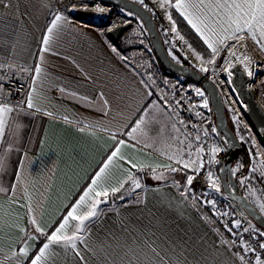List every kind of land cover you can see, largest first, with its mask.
I'll use <instances>...</instances> for the list:
<instances>
[{
  "label": "crops",
  "instance_id": "obj_1",
  "mask_svg": "<svg viewBox=\"0 0 264 264\" xmlns=\"http://www.w3.org/2000/svg\"><path fill=\"white\" fill-rule=\"evenodd\" d=\"M6 4L8 7H5ZM168 11L173 20L179 19L196 41L207 49L174 8ZM55 14L64 15L68 20L53 31L48 50L42 52L43 37L48 35L47 28L51 26ZM251 42L264 57L260 45ZM113 47L117 49L101 27L82 23L67 11L53 13L51 0H0V64L14 65L11 70L5 67L0 71L5 74L17 71L32 79L29 73L19 71L18 66L34 70L39 63L46 74V99L42 112L36 115L10 114L3 137L2 147H13L2 174L4 187H10L17 166L21 160L24 162V182L17 186L13 198L15 203H9L8 196L0 194V202L4 204L0 246L9 255L25 246L20 239L22 233L11 225L18 223L29 227L32 216L27 210L29 203L40 226L50 233L66 214L68 209L65 205L70 206L79 197L80 190L87 185L119 140L125 141L121 154L137 167L167 164V155L176 152L177 149L167 142L159 147L162 142L156 135L158 128L151 132L149 127L142 126L143 132L138 130L133 134L136 139L128 137L127 133L141 114L140 110L153 100L152 96L145 95L142 78L128 58L119 49L113 52ZM41 56L43 61L40 60ZM121 56L127 59L122 60ZM61 88L65 92H61ZM69 93L76 95L73 97ZM155 108H149L150 116L158 113ZM44 111L52 115H45ZM162 116L159 119L155 116L157 126ZM80 121L91 122L96 127L81 131L83 125ZM17 123L22 127L17 129ZM113 133L116 134L115 141L112 139ZM145 144L148 146L145 147ZM184 157L187 159L186 155ZM116 165L111 169L114 180L125 178L127 172L121 169H128L142 178V187L133 191V201L105 208L108 211L91 226L85 244L78 245L87 264H102L105 253L120 264L122 250L105 245L109 231L115 230L120 235L117 229L120 221H124L133 234H138L139 230L150 236V232L146 231L148 229L157 235L163 233L175 246L174 252L169 246L168 254L174 256L183 250L189 264H197V261L199 264H240L232 255L233 251H229L194 210L190 201L192 187L186 197L180 195L186 179L180 178L179 172H166L167 179L156 180L147 168L137 171L119 160ZM176 181L182 187H176ZM124 238L121 236V240ZM44 242V237H40L39 242L27 241L30 255ZM85 245L96 255L93 256ZM2 258L3 254L0 253ZM14 260L9 264H14ZM84 261L71 249L67 252L58 249L54 264H84Z\"/></svg>",
  "mask_w": 264,
  "mask_h": 264
},
{
  "label": "snow or ice",
  "instance_id": "obj_2",
  "mask_svg": "<svg viewBox=\"0 0 264 264\" xmlns=\"http://www.w3.org/2000/svg\"><path fill=\"white\" fill-rule=\"evenodd\" d=\"M136 3L142 5L147 11H152L144 0H135ZM154 3L157 0H153ZM159 7L164 10L165 17L171 24L170 31L176 34L180 40H184L178 32L176 21L173 20L172 14L168 9H175L176 12L187 22V24L195 31L199 36L203 44L207 46L210 50L208 58H204L199 53L193 50L195 58L201 62V67L199 71L208 72L209 68L207 65H215L217 58L221 56V53H225L224 59L222 61L223 66H226V71L229 79L232 77L233 73L231 71L233 67V58L236 60L240 59L237 52L241 48H247V42L249 40L260 45V50L264 52V0H158ZM5 7H8L6 4ZM91 8L92 11L96 13H106L108 9L106 7L100 6L99 4L87 5V4H72L69 6V11H76L79 9L88 10ZM128 15H133L129 12ZM68 18L61 14H55L54 19L51 21V26L47 28L48 35L43 37L44 47L41 51H47L48 45L50 43V36L54 30L61 27L62 23H66ZM128 21H125V24ZM119 25L112 24L109 25L108 31H114ZM166 34L168 30H165ZM175 47V46H174ZM191 49V45H188ZM113 52H117L115 47L112 48ZM172 55V59L180 63L177 56H175L171 51L169 53ZM122 60L127 59L121 56ZM245 59L250 60V58L245 57ZM43 61V56L40 57ZM7 67L11 70L14 65L9 63L6 66L0 64V69ZM18 70L22 72L29 73L32 76L31 83L28 86V91L26 96L22 99H17L13 102L10 97L11 93L4 92V84L10 83L13 80V76L8 74L0 75V194L8 196L9 203H15L13 199L17 190V186L24 182L22 172L24 167L23 160L20 161L17 166V171L15 179L11 182L10 187L3 186L2 174L7 168L9 153L13 150L11 145L3 146V137L5 135V128L9 123L10 114L16 113L19 116L21 113L24 115H36L42 112L43 103L46 99V92L44 89V77L45 72L41 64H36L34 70H30L27 67L18 66ZM244 70L248 72L251 76L252 72L245 65ZM34 71V74H32ZM213 71L215 69L213 68ZM148 80L155 81L153 77L149 74ZM223 83V81H222ZM141 84L145 89V95L151 97L153 91L151 86L147 81L141 80ZM20 91V88H17ZM61 92H65L64 88L60 89ZM163 92V90H161ZM197 95L203 97L204 93L200 89L195 90ZM70 96L75 97V93H69ZM103 94L101 93V98ZM81 100H87L86 97H80ZM157 101H149L143 109L140 110L141 114L138 116L134 122V126L127 133L130 139H136L133 135L137 133L138 130L143 132L142 126L148 128L149 125L155 120V114L149 115V108L159 107L167 115L172 116L174 113V108L172 104L169 103L165 95H161ZM107 104V101H104ZM177 106L181 105V100H175ZM204 108L208 107L207 99H204L202 105ZM45 115L51 116V112L44 111ZM107 115V112H105ZM66 119V118H65ZM235 120V117H234ZM83 125L81 131L84 130H94L95 125L91 122L80 121ZM180 124H184V121L180 120ZM17 129L22 127L21 124H16ZM187 127V125H185ZM172 128L176 132H181L180 128L176 127L173 123ZM150 130V129H149ZM213 132L216 131L215 128L212 129ZM147 135V133H144ZM204 135L207 136L208 132L205 131ZM191 133L184 134V139H179L178 137H173V140H178L180 145L177 152H173L167 155V164H156V165H141L137 167L135 163L131 160H127L121 154V146L125 144L123 139L115 143L111 152L107 155L105 161L102 165L95 171V173L90 177L87 185L80 190L79 197L69 206L65 205L68 209L66 214L63 215L62 219L53 230L49 233L38 223L36 216L34 214V209L29 203L28 212L32 213L31 219L29 221V227H24L20 224L11 225L15 227L20 233H22L20 239L25 242V246L20 247L18 252H5L3 247L0 246V253L3 254V258L0 259V264H9L16 257H22V259H15L14 264H54L55 256L57 255L58 249H63L67 252L71 249L81 261H84V256L79 250V244H85L86 236L90 233V228L93 224L98 223L100 218L108 211V209L100 207L102 204H109V201L113 202L116 199L123 200L124 193H130L135 189H140L142 187L141 177L135 175L128 169H121L127 172V176L120 180H114V174L111 171L113 167H117L116 161H124L130 164L132 168H136L137 171H143L145 168L150 170L153 179L165 180L167 179L165 173H177L188 169L190 172L199 174V172L205 167V145L201 142L200 135H195L194 142L190 138ZM112 139L115 141L116 134H112ZM245 138L241 135V140ZM187 141V142H186ZM139 143V140H137ZM228 143L227 141L224 142ZM148 145L145 144V147ZM255 147V145L253 146ZM187 150V159L184 158V151ZM221 147H210L208 148L207 163L211 165L213 161L219 163L215 159L216 154L223 151ZM264 155V152L253 151L252 148L249 149V156L251 161V167L249 169V174L240 178L239 183L243 187H247V190L251 194H255V189L252 185V181L256 178L253 174L258 173L259 178L264 180V160H260V156ZM195 157V159H193ZM259 161V163H257ZM244 166L242 163H238L237 167L234 169H228L233 177L236 176L237 171L242 169ZM158 169L160 171L158 172ZM223 171V169L221 170ZM213 172L209 168L206 173V180L208 181V188L214 189L216 192H220V185L218 179H213ZM194 175H186V184L183 186V190L180 192L181 196H187L191 190V185L194 180ZM125 185H130L129 188H125ZM175 186L182 187L179 181L175 182ZM120 194V195H118ZM205 195H207L205 193ZM264 195V194H262ZM195 200V196H193ZM205 205H211L213 209L216 208V201L214 200H204ZM259 211L264 215V203L257 204ZM4 204L0 202V231L3 228ZM213 215L227 216L228 213H220L218 210L213 212ZM51 228L52 225H49ZM225 229L232 236V239L223 238L222 243L227 245L229 251L233 248L238 249L232 252V255L240 261V264H248L246 261V256L253 254L255 257V264H264V260L261 256L255 255L258 250H264V240H259L258 237H264V231H258L256 229H251L252 240H257V243L253 245L249 241H245L243 233H249L250 228L244 227L241 231H234V229H241V221L234 220L231 227L225 222ZM117 229L120 235H117L115 230L109 231L107 233V238L105 245L108 248H117L122 250V255L119 257L120 264H189V258L185 255V252H181L177 255L170 256L169 246H171L172 251H175V246L172 241L168 239L166 235L161 233L157 235L155 231L151 229L146 230L150 232V236L145 232H140L137 230L138 234H133L129 230L128 226L124 221H120L117 224ZM219 234V229H216ZM38 234V235H37ZM121 236H125L121 240ZM40 237H44L45 242L39 247L38 250L34 249L33 252L29 253V248L27 246V241L39 242ZM131 241V242H129ZM114 242V243H113ZM103 249V245L101 246ZM87 249V245H85ZM92 252L95 256V251L92 249H87ZM84 264H87L84 261ZM102 264H116V260L111 258L109 254L105 253L104 261ZM199 264V261H197Z\"/></svg>",
  "mask_w": 264,
  "mask_h": 264
},
{
  "label": "rangeland",
  "instance_id": "obj_3",
  "mask_svg": "<svg viewBox=\"0 0 264 264\" xmlns=\"http://www.w3.org/2000/svg\"><path fill=\"white\" fill-rule=\"evenodd\" d=\"M144 2H148L152 7L151 8L150 6H148L152 9V11H150L152 17L156 18L160 37L162 39V43L169 57L172 59V55L169 54L171 51L175 56H177L180 63H185L187 66H190L194 68L195 70H197L199 73L207 76L209 80H211L217 86L220 94L222 95L228 125L230 129L232 130V132L235 134L238 141L240 142L241 150L244 148L243 152H241V150L239 149L238 156L233 161V164L231 166V169L236 168L238 163H242L244 166L242 169L237 171L234 179L242 195L259 211L257 204L264 203V195H262L264 194V180L259 178L258 173L253 174L256 177L252 181V185H251L255 189L254 195L249 193V191L247 190V187L241 186L239 183V180L241 177L249 174V169L251 167L249 149L252 148L253 151L264 152V145L260 143L252 127L248 124L247 119L244 114L245 108L239 102L235 94V91L233 90L230 84V79L227 75L226 66H223L222 64L225 53H221V56L217 58L215 65H207V67L209 68L208 72L205 73V72L199 71V68L201 67V62L195 58V55L193 54V50H195L196 53H199L200 55H202L205 59L208 58V55L210 54V50L206 49L205 47L201 46L199 43H196V42L195 44L193 43L194 45L193 44L191 45L185 39L180 40L176 34L172 33L170 31L171 24L165 17L164 10H162L159 7L158 0L156 3H154L153 0H144ZM51 3H52V0H51ZM82 4L95 5L94 3H89V2H84ZM96 4H99L100 6H103L109 9V16L107 20H105V22H97L98 20H95L94 18L87 19L82 16L81 17L83 19H86L87 21L92 20L93 22H96V23L106 24L105 26L101 27L105 33H107L109 25H112V24L125 25V21H128V23L126 24H129V28L120 35V37L115 41V44L117 46V49H119L128 58V61L137 70L141 78L147 81L148 84L151 86V89L153 91V95H152L153 101L162 103V101L159 100V97L161 95H163L164 93H167L170 95L173 93L174 90H176L177 87H182L186 85V83L183 80L184 78L178 77L176 75L175 76L169 75L168 74L169 72L163 69V67L160 65L152 49V46L150 44L146 30L143 24L141 23V21L136 16L134 15L130 16L128 15L129 12L122 10L120 8H117L110 4L102 3L99 1H97ZM89 9L91 10V8ZM66 10L68 13H70V15L73 18H75L74 13H72L68 9ZM66 10H63V11H66ZM79 17L80 16H78V18ZM165 30H168L167 34ZM188 45H191V49H189ZM246 49L250 53L252 51L255 57L251 53L252 57H250V60L245 59V57L247 56L244 55L242 51V50H245V48H241L237 52V55L240 56V59L236 60L235 58H233L232 62H235L234 64H240L243 69L245 65H247L248 69L252 72V75L249 76L248 72L244 70L249 78L248 87L252 90L256 101L259 103V105L264 110V57L257 50V48L254 46V44L251 41L247 42ZM213 68L215 69V71H213ZM149 74L153 77L155 81L154 84L152 83V81L148 80ZM159 89L160 91L163 90V92L162 91L159 92ZM156 90H158V92H156ZM155 109H157L158 111V113L155 114L157 119H159V116L161 115L163 116L159 120V126H157L156 121L154 120L149 125V128L152 130L151 132H154V130L158 128L159 132H156V135L159 136L158 140L162 142L161 144H159V147L163 143L167 142V143H170V145L174 146L175 147L174 149H177L176 150L177 152L180 145L178 143V140H173V137L184 139V134H187V133H191L190 138L194 142L195 135H197V133H195L194 131H190V130L182 131L181 130V132L178 133L172 128L173 123H175L176 127L179 128L178 121H177L178 116L176 115V113H173L170 118V116L167 115L164 111H162L159 107H156ZM234 117H235V120H234ZM206 126L209 129V131L213 132L212 129L215 128V121H214V115L212 111H211V115L208 118H206ZM214 133L216 134V131ZM241 135H243L245 138L243 141L241 140ZM148 144L152 145L151 142H148ZM254 145L255 147H253ZM215 147L223 148L218 138H217ZM184 155L187 156L186 149L184 151ZM225 156L226 154L224 150L217 153L215 159L218 160L219 163H216L215 161H213V163L210 165V169L214 174L213 179H218L220 190L222 189L221 183H220V169H221V165L224 161ZM193 159H195V157H193ZM259 159L264 160V155L260 156ZM257 163H259V161H257ZM179 173H180V178L183 177L186 179L187 174L193 175L194 172H190L188 169H184L183 171H180ZM197 184H198V181H196V179L194 178L193 183L191 185L192 189H195ZM125 188H129V187H125ZM204 188H206V190L209 193H216L214 189L208 188V181H206ZM132 198H134L133 191H131L130 193H124L123 200L133 201ZM118 200L119 199H116L115 202L110 200L109 204H102L100 207L110 209L111 208L110 206H112V208H114L122 202V200H119V201Z\"/></svg>",
  "mask_w": 264,
  "mask_h": 264
},
{
  "label": "water",
  "instance_id": "obj_4",
  "mask_svg": "<svg viewBox=\"0 0 264 264\" xmlns=\"http://www.w3.org/2000/svg\"><path fill=\"white\" fill-rule=\"evenodd\" d=\"M113 5L117 8L133 13L143 24L148 35L152 49L160 65L168 72L200 85L206 92L211 110L214 115L216 136L221 142L226 154L220 169V183L224 193L233 200L237 206L260 228L264 229V215H262L241 193L232 174L228 171L236 159L241 147L240 142L230 129L225 114L222 95L217 86L209 78L194 68L177 63L167 54L152 15L134 0H94ZM78 21L93 26L102 27L106 24L76 18ZM129 28V24L119 25L114 31L107 33L109 39L115 43L120 35ZM233 75L230 84L235 91L239 102L245 108V117L252 127L258 140L264 145V110L256 101L252 90L248 87L249 78L240 64L233 65ZM227 141L228 143H224ZM223 169V171H221Z\"/></svg>",
  "mask_w": 264,
  "mask_h": 264
},
{
  "label": "built area",
  "instance_id": "obj_5",
  "mask_svg": "<svg viewBox=\"0 0 264 264\" xmlns=\"http://www.w3.org/2000/svg\"><path fill=\"white\" fill-rule=\"evenodd\" d=\"M94 3L97 1L94 0H52V8L53 13H58L63 10L69 9V6L76 3ZM108 9V8H107ZM67 11V10H66ZM88 10L79 9L76 11H71L74 13V17L79 19H83V13ZM94 12V11H92ZM95 13V12H94ZM109 16V9L106 13H95V20L97 22H105ZM86 20V19H85ZM89 21V20H88ZM92 21V20H90ZM5 74L0 71V75ZM8 75L13 76V80L10 83L4 84V92L11 93L10 99L15 102L17 99H22L26 96L28 91V86L31 83L30 76L22 75L17 71H12L7 73ZM17 88H20V91H17ZM200 89L204 93V96L201 97L197 95L196 89ZM158 92V90H156ZM159 92L160 89H159ZM167 100L170 104H172L174 108V113L178 116V126L182 131H194L201 137V142L205 145V167L202 169L199 174L193 173L198 184L195 189H193L191 193V203L194 207V210L197 214L205 221V223L213 230L217 238L222 242L223 238L232 239V236L224 227L225 222L231 227L232 222L234 220L241 221V229H234V231H241L244 227H249V233H243V237L245 241L251 242L253 245L257 243V240H252V232L251 229H256L258 231H264V229L258 227L238 206L237 204L231 200L221 189L220 192L209 193L204 185L206 184V173L210 168V165L207 163L208 156V148L215 146L217 142V137L214 132L209 131L206 126V118L211 115V106L206 95V92L200 85L196 84H187L182 87H177L176 90L173 91L172 94L164 93ZM207 99L208 107L204 108L202 105L204 103V99ZM2 99V97H0ZM181 100V105L177 106L175 104V100ZM184 121V124H180L179 121ZM187 125V127H185ZM207 131L208 135L205 136L204 132ZM205 193L207 195H205ZM193 196H195V200H193ZM204 200H214L216 201V208L213 209L211 205H205L203 203ZM219 211L220 213H228L227 216L213 215L214 211ZM216 229H219V234ZM259 240H264V237H258ZM227 246V245H226ZM228 247V246H227ZM238 249L233 248L232 251H237ZM255 255L261 256V259L264 260V250H258ZM246 261L248 264H255V257L253 254H249L246 256Z\"/></svg>",
  "mask_w": 264,
  "mask_h": 264
},
{
  "label": "trees",
  "instance_id": "obj_6",
  "mask_svg": "<svg viewBox=\"0 0 264 264\" xmlns=\"http://www.w3.org/2000/svg\"><path fill=\"white\" fill-rule=\"evenodd\" d=\"M135 1V0H134ZM145 4H147L148 6H150L151 7V5L148 3V2H145ZM152 8V7H151ZM150 14H151V12L150 11H148ZM154 18V17H153ZM175 21H176V26H177V29H178V32H179V34L181 35V36H183L184 37V39L187 41V42H189L191 45L194 43L195 44V42L196 43H199V42H197L196 41V39H195V37L193 36V35H191V32L189 31V29L184 25V24H182L181 23V21L179 20V19H175ZM154 22H155V25H156V28H157V30H158V25H157V22H156V18H154ZM107 33H108V30H107ZM158 33H159V30H158ZM159 36H160V33H159ZM161 38V37H160ZM161 41H162V39H161ZM193 44V45H194ZM114 45H116L115 43H114ZM164 46V45H163ZM165 48V47H164ZM166 50V49H165ZM121 52V51H120ZM167 52V51H166ZM122 53V52H121ZM168 54V53H167ZM176 62V61H175ZM182 64H185V63H182ZM186 65V64H185ZM164 69V68H163ZM169 75H173V76H175L174 74H172V73H168ZM184 80V82L186 83V84H194V83H192L191 81H189V80H187V79H183ZM244 149V148H243ZM243 149L241 150V148H240V150H241V152H243ZM233 164V163H232ZM125 187H129V185H125ZM119 201V200H118ZM125 201H127V200H122V202H125ZM115 202V201H114ZM117 203V202H116Z\"/></svg>",
  "mask_w": 264,
  "mask_h": 264
},
{
  "label": "bare ground",
  "instance_id": "obj_7",
  "mask_svg": "<svg viewBox=\"0 0 264 264\" xmlns=\"http://www.w3.org/2000/svg\"><path fill=\"white\" fill-rule=\"evenodd\" d=\"M96 13V12H95ZM95 13L94 12H92V10H90V11H86V12H84L83 13V16L82 17H84V18H87V19H93L94 17H95ZM98 14V13H97ZM243 51V54L244 55H246L247 57H252V55H251V53L247 50V49H245V50H242ZM235 62H233V65H235L234 64ZM187 85V84H186ZM259 227V226H258Z\"/></svg>",
  "mask_w": 264,
  "mask_h": 264
}]
</instances>
